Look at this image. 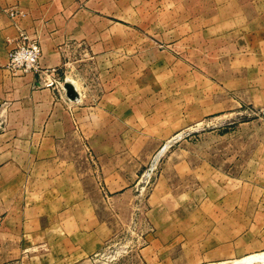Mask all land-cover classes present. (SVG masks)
<instances>
[{
    "label": "crops",
    "instance_id": "0c3cea01",
    "mask_svg": "<svg viewBox=\"0 0 264 264\" xmlns=\"http://www.w3.org/2000/svg\"><path fill=\"white\" fill-rule=\"evenodd\" d=\"M145 27L154 44L188 51H202L213 35L221 53L234 41L233 59L249 62V92L264 104V0H0V264H77L95 255V208L84 196L64 199L66 141L74 131L111 141L107 128L127 124L129 101L138 99L128 61L142 60ZM22 31L40 44V68L13 75L7 55ZM52 79L72 83L77 98L45 85ZM222 179V195L206 199L207 264L264 252V180Z\"/></svg>",
    "mask_w": 264,
    "mask_h": 264
},
{
    "label": "rangeland",
    "instance_id": "374dc122",
    "mask_svg": "<svg viewBox=\"0 0 264 264\" xmlns=\"http://www.w3.org/2000/svg\"><path fill=\"white\" fill-rule=\"evenodd\" d=\"M152 32L145 27L142 60L128 61L138 99L127 124L107 128L111 141L75 131L66 141L64 199L86 197L101 223L95 255L77 264H207L206 199L222 195L224 176L264 180V104L249 92V62L233 59V39L224 53L216 35L188 51L154 44Z\"/></svg>",
    "mask_w": 264,
    "mask_h": 264
},
{
    "label": "built area",
    "instance_id": "2783aa9c",
    "mask_svg": "<svg viewBox=\"0 0 264 264\" xmlns=\"http://www.w3.org/2000/svg\"><path fill=\"white\" fill-rule=\"evenodd\" d=\"M18 12L14 9H9L10 16L16 15ZM8 60L6 68L10 70L13 75H23L28 72H36L40 68L41 48L37 38L30 36L26 32H19L14 41L13 47L8 51ZM61 83L55 79L47 80L45 85Z\"/></svg>",
    "mask_w": 264,
    "mask_h": 264
},
{
    "label": "bare ground",
    "instance_id": "6f19581e",
    "mask_svg": "<svg viewBox=\"0 0 264 264\" xmlns=\"http://www.w3.org/2000/svg\"><path fill=\"white\" fill-rule=\"evenodd\" d=\"M254 261H260L262 264H264V252L249 255L246 257L244 256V258L242 257V259H240L239 261H237L236 259L235 262L232 261L233 263L230 264H253Z\"/></svg>",
    "mask_w": 264,
    "mask_h": 264
},
{
    "label": "water",
    "instance_id": "95a60500",
    "mask_svg": "<svg viewBox=\"0 0 264 264\" xmlns=\"http://www.w3.org/2000/svg\"><path fill=\"white\" fill-rule=\"evenodd\" d=\"M62 88L64 89L65 95L67 98L74 100L78 96V92L75 88V86L70 82H65L62 85Z\"/></svg>",
    "mask_w": 264,
    "mask_h": 264
}]
</instances>
